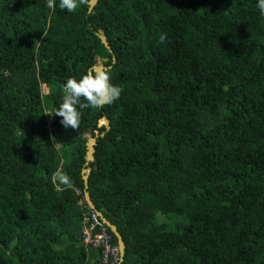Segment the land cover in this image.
<instances>
[{"label": "trees", "instance_id": "obj_1", "mask_svg": "<svg viewBox=\"0 0 264 264\" xmlns=\"http://www.w3.org/2000/svg\"><path fill=\"white\" fill-rule=\"evenodd\" d=\"M89 1L0 0V264H101L83 243L81 171L104 116L87 191L122 236V264H264L257 0H98L88 14ZM97 58L121 96L65 129L44 114ZM157 213L178 218L173 229Z\"/></svg>", "mask_w": 264, "mask_h": 264}, {"label": "clouds", "instance_id": "obj_2", "mask_svg": "<svg viewBox=\"0 0 264 264\" xmlns=\"http://www.w3.org/2000/svg\"><path fill=\"white\" fill-rule=\"evenodd\" d=\"M83 0H59V8L68 12H75ZM257 8L264 15V0H257ZM46 7L55 10L56 0H46ZM159 42H167V34L161 33ZM123 89L111 82V69L99 64L91 67L79 79L69 77L63 85L62 102L51 112L44 115L60 117L61 125L67 129H78L81 120V109L91 107L100 109L113 104L121 96ZM50 139L55 141L54 136ZM58 184L69 185L70 177L62 172L54 174ZM99 218V217H98ZM100 220V219H99ZM103 224V223H102Z\"/></svg>", "mask_w": 264, "mask_h": 264}, {"label": "water", "instance_id": "obj_3", "mask_svg": "<svg viewBox=\"0 0 264 264\" xmlns=\"http://www.w3.org/2000/svg\"><path fill=\"white\" fill-rule=\"evenodd\" d=\"M98 0H90L88 2V14L93 12L94 6L96 5ZM96 36L100 39L101 43L108 49L110 50V46L107 43V40L105 38L104 35V31L103 30H98L97 33H95ZM98 60H101L102 63L107 61V59H101V58H97ZM114 60V58H113ZM94 66H97V64H95ZM110 67V66H109ZM103 125L105 127V131L101 132L100 134H95L93 137L89 136V133H85L86 137H87V142H86V156H85V163L84 166L82 168L81 171V178L84 182V201L86 202V204L88 205L89 209L91 211H93L94 213L97 214V216L99 217L100 221L103 223V225L105 227H107L112 233L113 235L116 237L117 239V245L119 247L120 250V260L117 264H122V262L124 261V254H125V244L124 241L122 239L121 234L119 233V231L117 230L116 226L114 224H112L108 219H106L103 214L101 212H99L96 207L94 206V204L92 203V201L90 200L87 188H88V174L91 171V167H89V163L93 161V154H94V146L96 145V139L97 138H102L105 133L110 129L109 126V121L108 119L104 116L100 119L99 121V126Z\"/></svg>", "mask_w": 264, "mask_h": 264}, {"label": "built area", "instance_id": "obj_4", "mask_svg": "<svg viewBox=\"0 0 264 264\" xmlns=\"http://www.w3.org/2000/svg\"><path fill=\"white\" fill-rule=\"evenodd\" d=\"M83 243L92 247L101 248V264H117L120 260L118 245L112 243V237L92 211L84 219L82 230Z\"/></svg>", "mask_w": 264, "mask_h": 264}, {"label": "rangeland", "instance_id": "obj_5", "mask_svg": "<svg viewBox=\"0 0 264 264\" xmlns=\"http://www.w3.org/2000/svg\"><path fill=\"white\" fill-rule=\"evenodd\" d=\"M96 64H97V65L102 64V61L97 59ZM43 94H44V95H43L42 99H43V102L46 103V101H47V100H46V97H45L46 93L44 92ZM84 163H85V162H84ZM90 163H91V162H90ZM90 163H89V165H90ZM83 166H84V165H83ZM155 220H156L157 223H159V224L164 223V224H166V225L168 226L169 229H173V227H174V222L177 221L178 218H176L175 216H171V217H167V218H166L165 215H163V214H161V213H157V215H156V217H155Z\"/></svg>", "mask_w": 264, "mask_h": 264}]
</instances>
